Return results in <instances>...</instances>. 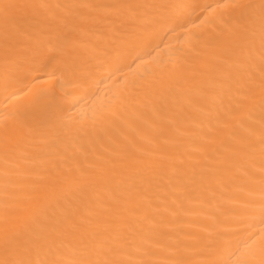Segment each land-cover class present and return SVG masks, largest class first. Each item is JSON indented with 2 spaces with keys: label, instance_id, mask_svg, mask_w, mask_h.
<instances>
[{
  "label": "bare ground",
  "instance_id": "bare-ground-1",
  "mask_svg": "<svg viewBox=\"0 0 264 264\" xmlns=\"http://www.w3.org/2000/svg\"><path fill=\"white\" fill-rule=\"evenodd\" d=\"M12 2L45 7L13 9L7 19L0 13V110L30 107L42 89L55 86L61 91V85L44 73L59 58L66 41L76 45L74 55L79 61L95 64L109 48L127 40L142 18L172 22L157 25L150 43L106 64L105 70L88 78L86 88L73 90L80 97L75 112L91 115L99 111L104 113L101 118L79 128L77 122L52 109L47 121L56 131L37 137L34 143L21 141L10 169L7 201L15 218L22 221L38 213L55 199L65 179L99 175L107 169L105 179L49 210V218L71 217L64 225L69 240L78 239L85 230L108 225L112 235L130 246L162 239L191 244L194 235L203 243L216 238L212 229L217 217L227 220L228 250L243 248L249 232L260 234L264 223L258 214L241 222L240 214L231 211L232 198L247 186L244 170L253 167L258 172L261 164L258 92L233 113L228 127L217 124L221 102H235L238 82L250 65L259 64V38L257 35L253 46L209 23L223 0ZM121 3L136 6L134 18L128 19V11L114 14L66 7ZM196 33L210 39L195 42L179 84L157 79L151 102L133 104L121 108L117 116L111 115L112 105L126 87L153 80L156 69L171 66ZM136 54L139 59H133ZM29 65L32 71L26 75L18 71ZM249 141L256 142L251 154L244 147ZM124 146L129 151L147 149L138 155L144 163L127 162V155L121 152ZM3 179L0 176V182ZM49 218L42 217V221L47 223ZM199 258L188 256L190 260Z\"/></svg>",
  "mask_w": 264,
  "mask_h": 264
},
{
  "label": "snow or ice",
  "instance_id": "snow-or-ice-1",
  "mask_svg": "<svg viewBox=\"0 0 264 264\" xmlns=\"http://www.w3.org/2000/svg\"><path fill=\"white\" fill-rule=\"evenodd\" d=\"M45 7V5L21 4L12 0H0V13L7 19L13 9ZM69 9L85 8L93 11L120 14L128 11V19L134 18V8L129 4L100 5L83 4L68 5ZM144 8L156 7L143 5ZM220 9L217 16L209 23L221 31L236 34L255 44L259 38L260 60L258 65H250L236 87L237 99L221 102V111L217 116L220 127H228V121L234 112L238 111L244 102L259 94L258 102L261 108L259 153L261 164L257 172L253 167L244 170L247 186L242 188L231 200V211L239 213V220L253 218L258 214L264 223V0H223L218 5ZM172 22L165 18L144 17L141 19L136 31L119 45L107 50L103 60L95 64L85 65L74 55L76 45L66 41L59 50V58L52 64L45 75L61 85L57 92L55 86L40 90L30 107L5 108L0 110V264H264V228L260 234L249 232L243 248L228 250L227 220L217 217L214 221L216 227L215 239L201 242L199 235L191 237V244L182 240L168 243L165 240H147L139 244L128 245L121 242L119 237L111 234L108 225L81 232L78 239L69 240L65 234L64 225L71 219L65 216L62 220L49 218V210H54L62 202L70 201L71 197L85 187L95 184L106 178L107 169H102L99 175L81 176L75 180L65 179L63 187L54 200L47 201L38 213L18 220L8 210L7 201L10 198V169L13 157L20 147L21 141L36 142V138H43L56 131L55 125H50L47 115L52 109L58 110L69 121L77 122L79 128H85L89 120L95 121L104 113L93 111L91 115H81L75 112L80 97L72 94L73 90L86 88L89 77L96 72L105 70V65L118 62L122 58L132 55L136 47L150 43L156 35V26H163ZM174 26V24H173ZM171 31V27L167 29ZM207 31V29H205ZM210 37L202 33L193 35L188 47L177 53L171 66L165 64L156 69L153 80L142 83H133L126 87L119 95L110 110L113 117L120 113L121 108L133 104H147L152 101L157 79L167 78L170 84H179L184 76L185 63L193 54L195 42ZM133 59H139L136 54ZM18 71L26 75L32 71V66H21ZM110 75V70L108 71ZM68 85L70 87H64ZM150 144L151 141L149 140ZM244 147L247 154L256 151V142L249 141ZM147 151L141 147L129 151L128 146L121 148L129 163L142 164L138 155ZM257 176L259 179L257 180ZM49 218L48 222L42 221ZM38 226V227H37ZM76 225H73L76 230ZM211 227V226H210ZM209 229H206L208 231ZM59 241V243H57ZM223 245V247L221 246ZM131 247V250H129ZM195 254L200 258L190 260L188 256ZM259 257L257 259L256 257Z\"/></svg>",
  "mask_w": 264,
  "mask_h": 264
}]
</instances>
